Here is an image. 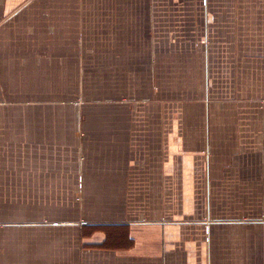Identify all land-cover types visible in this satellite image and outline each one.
<instances>
[{"label":"crops","instance_id":"1","mask_svg":"<svg viewBox=\"0 0 264 264\" xmlns=\"http://www.w3.org/2000/svg\"><path fill=\"white\" fill-rule=\"evenodd\" d=\"M0 264H264V0H0Z\"/></svg>","mask_w":264,"mask_h":264}]
</instances>
